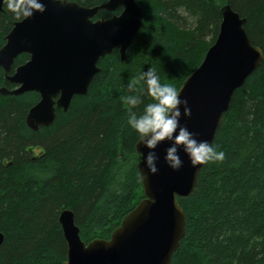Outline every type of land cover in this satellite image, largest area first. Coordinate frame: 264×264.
<instances>
[{
  "label": "trees",
  "instance_id": "obj_1",
  "mask_svg": "<svg viewBox=\"0 0 264 264\" xmlns=\"http://www.w3.org/2000/svg\"><path fill=\"white\" fill-rule=\"evenodd\" d=\"M69 1L92 8L108 0ZM136 1L143 26L124 59L117 48L100 59L87 93L74 96L67 112L56 110L52 126L32 131L25 124L38 94L0 96V264H62L63 209L73 211L85 244L110 238L143 198L139 138L126 120L151 97L136 79L153 68L179 89L213 44L226 4L246 18V34L263 61L234 91L215 133L212 143L224 160L204 165L193 193L177 199L186 226L169 264H264V0ZM120 11L99 10L94 20ZM21 19L3 4L0 47ZM28 58L19 55L12 71ZM0 87L14 88L1 69ZM127 95L140 103L130 109Z\"/></svg>",
  "mask_w": 264,
  "mask_h": 264
},
{
  "label": "water",
  "instance_id": "obj_2",
  "mask_svg": "<svg viewBox=\"0 0 264 264\" xmlns=\"http://www.w3.org/2000/svg\"><path fill=\"white\" fill-rule=\"evenodd\" d=\"M43 13L14 22L0 47V69L13 89L0 87V96L38 94L29 108L25 124L32 131L54 124L56 110L67 112L74 96L87 93L98 62L118 49L125 57L136 33L143 26V16L136 0H108L88 8L77 2L42 0ZM119 14L94 20L99 10ZM3 5H0V13ZM221 22L213 44L197 69L178 89L187 99L190 117L181 124L196 134L198 140L213 142L222 117L229 108L232 94L263 61L262 50L253 46L245 31L246 18L226 4L220 9ZM27 54L28 60L12 71L15 59ZM135 144L137 171L143 198L122 219L108 240L93 239L85 244L75 224L74 213L63 209L58 217L66 243L62 264H169L184 236L186 219L177 199L190 196L196 188L204 165L193 168L180 153L183 166L172 171L163 162L162 143L156 149L158 171L146 175ZM4 236L0 231V245Z\"/></svg>",
  "mask_w": 264,
  "mask_h": 264
},
{
  "label": "clouds",
  "instance_id": "obj_3",
  "mask_svg": "<svg viewBox=\"0 0 264 264\" xmlns=\"http://www.w3.org/2000/svg\"><path fill=\"white\" fill-rule=\"evenodd\" d=\"M61 3V0H53ZM6 4L8 10L16 17L30 18L33 14L45 11L42 0H0V5ZM62 4V3H61ZM143 82L144 91L151 97L139 113L129 112L126 120L128 128L134 132L139 143L146 151L138 152L143 159L146 175L140 171L142 178L157 173V162L160 157L156 149L162 143L164 148L163 162L172 171H178L183 166L180 153L187 158L190 166L206 165L223 161L225 153L218 146L207 140H198L196 134L181 124V117H190L191 108L187 99L180 97V92L171 83L161 82L160 76L153 68L142 71L136 79V84ZM129 92L134 90V85H128ZM124 103L134 108L140 103L135 95H127Z\"/></svg>",
  "mask_w": 264,
  "mask_h": 264
},
{
  "label": "rangeland",
  "instance_id": "obj_4",
  "mask_svg": "<svg viewBox=\"0 0 264 264\" xmlns=\"http://www.w3.org/2000/svg\"><path fill=\"white\" fill-rule=\"evenodd\" d=\"M35 153H38V151H35Z\"/></svg>",
  "mask_w": 264,
  "mask_h": 264
},
{
  "label": "flooded vegetation",
  "instance_id": "obj_5",
  "mask_svg": "<svg viewBox=\"0 0 264 264\" xmlns=\"http://www.w3.org/2000/svg\"><path fill=\"white\" fill-rule=\"evenodd\" d=\"M37 151V150H36Z\"/></svg>",
  "mask_w": 264,
  "mask_h": 264
}]
</instances>
